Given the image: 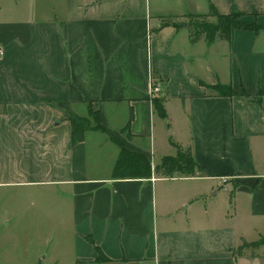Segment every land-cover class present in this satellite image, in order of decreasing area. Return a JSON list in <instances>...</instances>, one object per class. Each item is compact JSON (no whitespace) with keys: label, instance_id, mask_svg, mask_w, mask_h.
Here are the masks:
<instances>
[{"label":"crops","instance_id":"0c3cea01","mask_svg":"<svg viewBox=\"0 0 264 264\" xmlns=\"http://www.w3.org/2000/svg\"><path fill=\"white\" fill-rule=\"evenodd\" d=\"M210 8L256 29L174 27ZM0 49V224L29 200L63 240L55 264H264V246L234 252L264 237V0H0ZM70 115L90 122L80 143ZM110 135L204 170L114 180Z\"/></svg>","mask_w":264,"mask_h":264},{"label":"trees","instance_id":"16d2710c","mask_svg":"<svg viewBox=\"0 0 264 264\" xmlns=\"http://www.w3.org/2000/svg\"><path fill=\"white\" fill-rule=\"evenodd\" d=\"M188 17H193L194 19H201L195 23V26L190 25V37L191 40L196 42L199 38H203L206 43L211 44L215 41H225L230 38L231 31L233 29H250L255 30L256 26H249L240 21L238 15H221L214 8H210V13L208 15H190ZM212 17V20L207 21L206 18ZM185 26L183 24L176 25L174 27ZM188 27V26H187ZM192 28V29H191ZM212 89L216 94L221 96H231L234 95V91L230 86H213ZM154 97L152 99L154 104L155 112L165 118L164 109L162 104L157 101ZM95 115H92L93 119ZM129 122L133 120V114L130 110L129 112ZM71 122V134L73 143H80L84 140L85 131L91 128L90 122L87 118L76 117L75 115L69 116ZM95 129H100L99 126H94ZM110 139L119 147V154L116 159V163L113 167L111 177L114 180H126V179H141V178H151V174L160 175L163 177H173L176 171L184 175H194L195 172L203 171L204 169L197 166L192 160L189 152L182 151L178 148L177 154L174 157H165L162 159L161 163L155 168H152L151 162L147 157L140 153L131 152L126 147H123L121 142L114 136L110 135ZM264 246V237H261L255 242H243L237 249H235L236 254H241L243 250L247 248L258 249ZM99 260L108 261V259L100 253Z\"/></svg>","mask_w":264,"mask_h":264},{"label":"rangeland","instance_id":"374dc122","mask_svg":"<svg viewBox=\"0 0 264 264\" xmlns=\"http://www.w3.org/2000/svg\"><path fill=\"white\" fill-rule=\"evenodd\" d=\"M206 20L210 22L212 17ZM199 21L202 20L186 17L176 20L174 24L190 27V25L195 26ZM175 175L185 176L179 171H176ZM29 207V200L26 206H14L17 213H14L12 207L7 223L0 224V233L4 234L2 240L0 239L3 246V254L0 252V264H39V261L41 264H55L54 260H58L59 263L65 262L66 253L59 250L63 240L49 232L48 223L44 218L32 216ZM21 210L25 216L22 220H18ZM42 256L44 259L41 258Z\"/></svg>","mask_w":264,"mask_h":264},{"label":"built area","instance_id":"2783aa9c","mask_svg":"<svg viewBox=\"0 0 264 264\" xmlns=\"http://www.w3.org/2000/svg\"><path fill=\"white\" fill-rule=\"evenodd\" d=\"M0 53H1V49H0ZM148 87H149L150 99H153V97L157 96L161 91L160 86H159V82H155V80L153 78L149 79ZM228 180H229L228 177H222V179H221L222 184H225Z\"/></svg>","mask_w":264,"mask_h":264}]
</instances>
